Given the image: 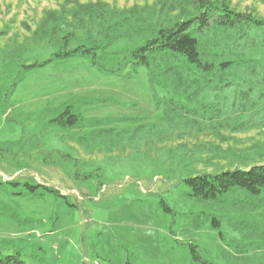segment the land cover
Returning <instances> with one entry per match:
<instances>
[{
	"label": "rangeland",
	"instance_id": "rangeland-1",
	"mask_svg": "<svg viewBox=\"0 0 264 264\" xmlns=\"http://www.w3.org/2000/svg\"><path fill=\"white\" fill-rule=\"evenodd\" d=\"M80 6H96L91 19ZM205 6L249 17L192 25L209 71L156 52L149 68L131 62ZM75 48L93 50L57 57ZM255 166L264 0H0V255L264 264V190L204 201L183 182Z\"/></svg>",
	"mask_w": 264,
	"mask_h": 264
},
{
	"label": "trees",
	"instance_id": "trees-1",
	"mask_svg": "<svg viewBox=\"0 0 264 264\" xmlns=\"http://www.w3.org/2000/svg\"><path fill=\"white\" fill-rule=\"evenodd\" d=\"M94 7L96 6H80V11L83 13V16H89L91 19L93 16H91V10L94 9ZM210 11L211 9H207V6H205L196 18L186 20L179 24L176 23L173 28L168 30H159L158 38L150 40L147 44L131 53V62L147 67L148 58L146 54L150 52L153 54V52H156L158 55L162 54L164 56H182L187 63L195 64L197 67L203 68L204 71H209L212 65H201L199 53L197 51L198 41L189 33L192 25L199 24L197 28L199 30L209 26L210 22L227 27L232 26L235 22L232 16H234L237 21L247 20L249 18L248 16L236 14L227 10H224L225 13H223V15H218L216 12V14L211 17L207 15ZM81 21L82 20H80V24L82 23ZM253 22L255 24H260V21L253 20ZM91 49L93 50V48ZM91 49L75 48L74 50L59 54L57 57L64 58L74 53L87 55L91 53ZM225 65L226 64H222V67ZM183 182L190 188L191 197L204 201H215L219 196L233 188H238L253 196H257L261 190H264V166H255L248 170L236 168L233 170H226L217 175L205 174L185 179ZM45 189L53 192V190ZM0 264L26 263L17 253L10 252L0 255Z\"/></svg>",
	"mask_w": 264,
	"mask_h": 264
}]
</instances>
